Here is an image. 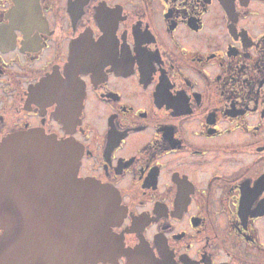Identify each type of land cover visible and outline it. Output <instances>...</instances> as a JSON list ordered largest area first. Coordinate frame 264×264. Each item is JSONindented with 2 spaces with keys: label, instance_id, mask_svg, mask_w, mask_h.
<instances>
[{
  "label": "flooded vegetation",
  "instance_id": "af4514ba",
  "mask_svg": "<svg viewBox=\"0 0 264 264\" xmlns=\"http://www.w3.org/2000/svg\"><path fill=\"white\" fill-rule=\"evenodd\" d=\"M18 133L119 198L96 264H264V0H0Z\"/></svg>",
  "mask_w": 264,
  "mask_h": 264
},
{
  "label": "water",
  "instance_id": "95a60500",
  "mask_svg": "<svg viewBox=\"0 0 264 264\" xmlns=\"http://www.w3.org/2000/svg\"><path fill=\"white\" fill-rule=\"evenodd\" d=\"M77 148L18 133L0 144V264L115 259L119 198L78 177ZM112 257V258H110Z\"/></svg>",
  "mask_w": 264,
  "mask_h": 264
}]
</instances>
